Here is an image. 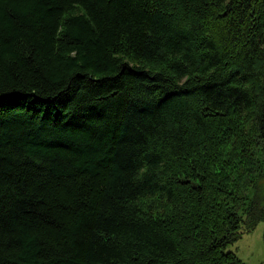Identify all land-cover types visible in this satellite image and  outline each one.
Masks as SVG:
<instances>
[{
    "label": "trees",
    "instance_id": "trees-1",
    "mask_svg": "<svg viewBox=\"0 0 264 264\" xmlns=\"http://www.w3.org/2000/svg\"><path fill=\"white\" fill-rule=\"evenodd\" d=\"M260 223L264 0H0V264H247Z\"/></svg>",
    "mask_w": 264,
    "mask_h": 264
},
{
    "label": "rangeland",
    "instance_id": "rangeland-1",
    "mask_svg": "<svg viewBox=\"0 0 264 264\" xmlns=\"http://www.w3.org/2000/svg\"><path fill=\"white\" fill-rule=\"evenodd\" d=\"M151 67H165L159 63H150ZM227 250L235 251L247 264H264V223H260L253 231L245 233Z\"/></svg>",
    "mask_w": 264,
    "mask_h": 264
}]
</instances>
